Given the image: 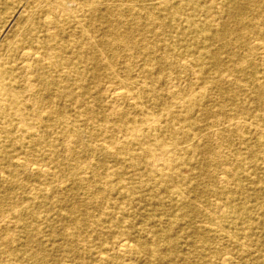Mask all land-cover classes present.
I'll list each match as a JSON object with an SVG mask.
<instances>
[{
  "label": "bare ground",
  "instance_id": "obj_1",
  "mask_svg": "<svg viewBox=\"0 0 264 264\" xmlns=\"http://www.w3.org/2000/svg\"><path fill=\"white\" fill-rule=\"evenodd\" d=\"M20 4L0 44L3 264H264V0ZM213 104L234 118L211 203L179 169Z\"/></svg>",
  "mask_w": 264,
  "mask_h": 264
},
{
  "label": "rangeland",
  "instance_id": "obj_2",
  "mask_svg": "<svg viewBox=\"0 0 264 264\" xmlns=\"http://www.w3.org/2000/svg\"><path fill=\"white\" fill-rule=\"evenodd\" d=\"M19 1L21 3L20 5L27 6L29 8V7H32L31 5L34 3L35 0H13V1L10 0V2H8L7 0H0V44L3 43L2 42L3 39H6V35H11L12 34L11 32L14 29H16V27L13 28V26H17V24L19 23V20H18V22L12 23V26L10 25L11 27L9 26V19L12 16V14H15L17 12V7H18L17 5H18ZM73 5L77 6V3H74ZM66 22H68V20H66ZM3 27L6 28V31H7L6 34H5V32L4 33L1 32ZM42 28H44L43 25H42ZM4 52L5 51L1 50L0 56L3 55ZM174 62L178 63L177 60H174ZM178 65H180V63H178ZM169 73L170 72L168 71L165 75L167 76V78L170 79ZM123 75H124L123 77H126L125 76L126 74H123ZM189 76L192 77L193 75H189ZM169 82H171V81H169ZM240 94H242V93H240ZM218 107H220V106L219 105L216 106L214 104L210 106L211 110L214 112L213 120L215 122V123L214 122L212 123V125H211L212 128H205L204 127L199 131L200 135L202 136L201 152L203 151V149H204V152L202 153L201 156H199L198 169L190 170V169H187L186 167H183V168L181 167V169H179V171L182 172L186 176H192L193 173H195V175L196 174L199 175L198 183L200 186V190H202V191L208 190V192L205 191L206 192V194H205L206 198L204 199V201H209L211 203H213V201L216 198L211 193H209V189L214 188L216 186L222 187L224 185L220 181H222L223 180L222 178L225 177L224 173L226 172V170L224 169L225 168L224 165L223 166L217 165V161H215L213 156H211V154L209 153V149L210 148L215 149V150L221 149L222 151H220V153H224V155L229 151V149L227 148V145L223 141H221V139H218L215 135V131L216 132H217V130L221 131V128L224 127V125L223 126L220 125V127H218L216 124L224 122L226 125H228V124L230 125L233 122V120H231V119L234 118V116H232V114L230 115L228 113L220 112L219 111L220 108H218ZM206 123H204V124H206ZM207 124H209V123H207ZM236 136H237L236 134L233 135V138L235 139L233 145L238 143V139L236 138ZM217 152H219V151L217 150ZM61 158H65V156H61ZM224 158L225 157H222V159H224ZM99 159H101V160L104 159L106 161V159L103 158L102 156L101 157L98 156V160ZM201 163L208 164V166L206 167L207 170L203 171V170L199 169V164H201ZM107 164H109V165L113 164L112 160L108 159ZM209 171H211V172L209 173ZM211 173L213 175H216L217 179H214L211 176ZM218 177H219V179H218ZM2 191H3L2 193L13 192V191L9 190L7 187H3ZM15 191H16V193H21L18 190H15ZM28 192H29V190H27V193ZM99 239L97 236H95V240L93 241V247H94L95 251L99 250L98 249L100 246V240ZM226 240H228V239L226 238ZM226 240H225V242H227ZM226 244H228V243H226ZM109 256L115 258L114 262L120 263L121 260L119 259V257L117 256L116 253L111 252L109 254ZM4 260H5V258L0 257V264H3Z\"/></svg>",
  "mask_w": 264,
  "mask_h": 264
}]
</instances>
